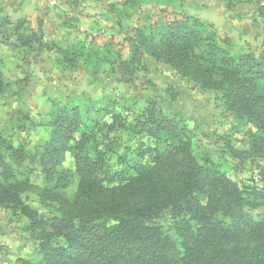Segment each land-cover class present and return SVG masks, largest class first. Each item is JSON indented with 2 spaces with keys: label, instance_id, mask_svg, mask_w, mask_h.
<instances>
[{
  "label": "trees",
  "instance_id": "trees-1",
  "mask_svg": "<svg viewBox=\"0 0 264 264\" xmlns=\"http://www.w3.org/2000/svg\"><path fill=\"white\" fill-rule=\"evenodd\" d=\"M207 39L205 24L193 17L147 23L136 29L125 62L132 66L148 55L199 88L219 93L227 110L252 127V147L262 155L264 53H232ZM89 51L84 45L59 49V62L103 68L108 59ZM110 117V122L94 120L70 103L59 104L53 113L40 155L47 181L40 194L49 202V215L40 216L23 197L32 186L14 178L5 159L12 146L0 136V207L28 219L26 229L41 254L37 262L25 264H264V215L254 220L244 211L264 203V188L246 199L215 165L199 164L186 129L152 106L134 124L120 113L111 111ZM116 129L170 141L169 151L140 143L135 149L140 162L122 158L120 168H114L104 152L91 153L88 146L101 143L113 152ZM151 152L154 157L145 158ZM66 154L78 178L71 199L58 190L65 178L56 168ZM55 174V185H50ZM166 211L176 222L175 237L155 223ZM219 212L228 222L215 219Z\"/></svg>",
  "mask_w": 264,
  "mask_h": 264
},
{
  "label": "rangeland",
  "instance_id": "rangeland-1",
  "mask_svg": "<svg viewBox=\"0 0 264 264\" xmlns=\"http://www.w3.org/2000/svg\"><path fill=\"white\" fill-rule=\"evenodd\" d=\"M185 17L205 24L206 43L214 40L232 53H264V0H0L4 82L0 136L12 146L5 159L14 178L32 186L23 197L40 216L51 212L40 194L47 185L40 155L51 134L52 115L66 103L77 105L94 120L110 122L111 111L120 113L128 124L152 106L186 129L199 164L215 165L238 184L246 199L264 188V153L258 155L252 147L253 129L227 110L219 93L199 88L148 55L132 66L125 62L137 28ZM80 45L107 58L104 67L59 62V49ZM111 134L117 140L113 152L101 143L88 147L91 153L104 152L114 168L122 158L140 162L135 156L140 143L169 151L170 141L158 142L123 129ZM146 157L153 158L154 153ZM56 170L65 178L58 190L71 199L78 183L72 157L66 154ZM58 174L51 177L50 185H55ZM244 211L258 220L264 215V203L246 206ZM214 217L228 222L221 212ZM155 223L175 237L176 222L167 211ZM28 224L20 212L0 207V264L35 263L41 258Z\"/></svg>",
  "mask_w": 264,
  "mask_h": 264
}]
</instances>
